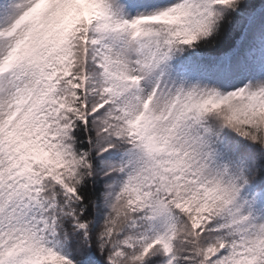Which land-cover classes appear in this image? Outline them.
I'll return each mask as SVG.
<instances>
[{"label": "snow or ice", "instance_id": "1", "mask_svg": "<svg viewBox=\"0 0 264 264\" xmlns=\"http://www.w3.org/2000/svg\"><path fill=\"white\" fill-rule=\"evenodd\" d=\"M0 264H264V0H0Z\"/></svg>", "mask_w": 264, "mask_h": 264}]
</instances>
